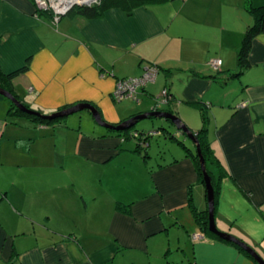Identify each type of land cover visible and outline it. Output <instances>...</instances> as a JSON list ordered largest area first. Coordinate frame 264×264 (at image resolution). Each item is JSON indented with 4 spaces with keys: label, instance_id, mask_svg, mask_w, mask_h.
Segmentation results:
<instances>
[{
    "label": "crops",
    "instance_id": "obj_1",
    "mask_svg": "<svg viewBox=\"0 0 264 264\" xmlns=\"http://www.w3.org/2000/svg\"><path fill=\"white\" fill-rule=\"evenodd\" d=\"M248 6L246 0H146L97 17L75 8L55 24L36 0H0V72L20 71L14 90L38 115L89 101L113 124L149 111V104L138 106L116 122L118 79L140 76L149 65L175 75L173 89L168 80L164 88L173 107L180 104L177 112L172 105L164 110L193 132L207 126L225 170L217 227L264 258V34L240 72L238 52L253 23ZM21 78L30 83L26 93L18 89ZM145 94L155 95L147 86L138 93ZM202 102L207 123L194 111ZM12 104L0 94V264H257L197 222L193 209L208 204L191 152L152 166L151 142L124 146L120 131L97 122L86 130L75 117L39 123L13 115ZM167 129L187 138L174 124Z\"/></svg>",
    "mask_w": 264,
    "mask_h": 264
},
{
    "label": "trees",
    "instance_id": "obj_2",
    "mask_svg": "<svg viewBox=\"0 0 264 264\" xmlns=\"http://www.w3.org/2000/svg\"><path fill=\"white\" fill-rule=\"evenodd\" d=\"M145 1L146 0H101V2L99 4H96L93 6H80V7H77L76 9H78V12L83 14L84 16L97 17V16L101 15L102 12L109 7L120 6V7H123L124 9L130 11L134 7L142 4ZM246 1L249 3L248 10L252 16L253 23L248 27V29L244 35V38H243L242 46L238 52V64L240 67V72H243L244 69H246L250 66V54H251V50H252L255 38L261 34H264V5L253 6L251 4V0H246ZM23 70H26V67ZM18 72H20V71H15V72L10 73V74H5L3 72H0V75L2 77L1 86H3L4 88H7L16 97H18L21 100V98L16 94V92L14 90V85H13V79L18 74ZM170 95H171V98L174 100V96L171 92H170ZM68 106L69 105H67L65 108H67ZM199 107H200L201 111L203 112V119L207 123V121L209 119V117L207 115V111H206L204 106H199ZM60 110H62V109H60ZM170 111H172V110H170ZM11 113L13 115L15 114V115H20V116H27V117L33 119L34 121H37V122L43 123V124H54L55 122L61 120V118L49 119V118H46V116L42 115V114L41 115H33L30 113L24 112L19 107H17L14 103L12 104V107H11ZM134 130L138 131L137 129H134ZM165 130L168 131L170 137H175L173 135V133L169 132L168 129H165ZM131 131H133V130L128 129V130L120 131V134L121 135L124 134L126 137L128 136L127 139L128 138L131 139L132 137L129 136ZM139 132H140L139 136H141V137L137 136L134 138L141 140L140 138H142L143 136H146L147 132H145V131H139ZM195 133L197 134V136L199 138V142L201 144L202 152H203L204 158L206 160L207 170H208V173L210 174V176L212 178V183H213V186L215 188V207H216L218 190H219V186H218L219 179L218 178H221L224 175L225 170L223 169V166L221 165L219 159H217L212 153V150L210 148L211 147L210 141L208 139V134H207V126H204L202 129L198 130ZM145 140L149 141L150 136L146 137ZM183 146H184L185 150L191 152V155L193 156V158L195 159V161L199 167V176L201 178V181H202V183L203 182L205 183L204 175H203V172L201 169V163H200L199 155L193 151L192 147H188L184 143H183ZM211 165H214L216 168H218V170H219L218 175H216V173L210 169L212 167ZM193 211H194V215L197 219V222L200 224V226L204 230H206L207 232L216 236L217 238H219L222 241H227V242H230L232 244H235L240 250H242L245 254H247L249 257H251L252 259L255 260V258L250 253H248L246 250H244L242 247H240L236 243L225 240V239L217 236L216 234L210 232L209 227H208V225H209L208 209H206L205 211H199L198 209L194 208ZM257 264H259V263L257 262Z\"/></svg>",
    "mask_w": 264,
    "mask_h": 264
},
{
    "label": "rangeland",
    "instance_id": "obj_3",
    "mask_svg": "<svg viewBox=\"0 0 264 264\" xmlns=\"http://www.w3.org/2000/svg\"><path fill=\"white\" fill-rule=\"evenodd\" d=\"M147 68H148V70H152L154 72V77L152 79H150V81H148L147 84L143 88H145L147 86L149 88L150 92H152L155 95L153 97L151 96V94H149V95L145 94L144 96L138 95V97H139L138 101L133 99V98H127L123 101H118L115 105L114 119L115 120L118 119L117 115L120 119H118V121H116V122H119V120L120 121L123 120L126 116H128V114H130V112H136L138 106H146V104H149L148 105L149 107H147V106L145 107L146 110H150V107L153 104L159 105L161 110L165 109V106L168 107L169 105H172V107H173V104H172L173 101H170L169 103L164 101L163 90H164V85H165L166 80L171 82V86H172V81L173 82H174V80L177 81L176 76L175 75L169 76L168 71H166L164 68L160 69L158 66L149 65ZM166 72H168V73L166 74ZM175 74H177V73H175ZM22 79L23 78H21L20 81H22ZM22 82H23V84H21V86H19L18 89H20L24 93H26L27 89L24 91L23 85L26 88H28V84H30V83L25 79ZM150 87L153 88L154 90L150 89ZM143 88H141V89H143ZM172 89H173V86H172ZM186 101H188V100H186ZM87 102H89V101H81L80 103H87ZM183 102H182V109L188 108V107H186L187 102H185V103H183ZM178 104H180V103H178ZM178 104H175V107H173L176 112H177L176 107ZM200 104H202L201 106L206 107L205 103L202 102ZM196 107H199V106L197 105ZM199 108H197V109L195 108V110H194L196 115H198V116H200V114H201L200 113L201 109H199ZM189 110H193V108L189 107ZM36 112H37V110H36ZM40 114L47 116L50 113H46L47 115L45 113H40ZM52 114H53V112H52ZM109 114L111 115V111H109ZM80 115H82V116L80 117ZM67 117H75L76 123L81 119L82 120L81 121L82 126L86 130L90 129L92 131L94 129L93 127L97 125L95 119L92 116L91 111L88 109H84V110L78 111L76 113H73L69 116H66L64 121H66L68 119ZM189 117H190V115H189ZM193 118L194 117H191V120ZM162 124H164L165 127ZM169 125H172L171 122L164 120L163 118H145V119H141L139 122H137L136 125H134L133 127L130 128L132 130L137 129L138 131L146 130L147 133L149 131L160 130L159 132L154 133L153 136L150 137V141H149V142H151V149H150V153H149L150 158H147L149 165L156 166L159 162H166L167 160H172L174 157L179 156V154L184 153L185 148L183 146V143L185 144V142H184L185 140L188 143L187 146L188 147L193 146L194 151L196 152L195 145L190 139L185 138L183 136L170 137L168 131L164 130V128H168ZM102 129H105V128H102ZM175 131L176 130H172V132H174L173 134L176 135ZM195 135H196V137H198L196 133H195ZM124 141H125L124 146H127L131 143L135 146L137 139L128 138L127 140H124ZM149 142H146V144L148 145ZM146 149H147V146H144V154L147 151ZM126 162H130V160H128Z\"/></svg>",
    "mask_w": 264,
    "mask_h": 264
},
{
    "label": "water",
    "instance_id": "obj_4",
    "mask_svg": "<svg viewBox=\"0 0 264 264\" xmlns=\"http://www.w3.org/2000/svg\"><path fill=\"white\" fill-rule=\"evenodd\" d=\"M76 4H80L82 6L90 5L88 1L82 2V3L77 2ZM0 94L10 99L11 102L14 103L17 107H19L22 111L31 113V114H38V112L28 108L11 91H9L7 88H4L1 85H0ZM84 109H88L91 111L93 118L99 125L109 128V129H114L117 131L129 129L133 127L134 125H136L137 122H139L141 119H145V118H163L164 120L170 121L171 124H174L180 133H183L184 135H186V137L194 143L196 147V152L199 155L201 169H202V172L204 175V181H205L207 204H208L207 209H208V216H209L208 227H209L210 232L220 236L221 238L225 240L236 243L237 245L242 247L244 250H246L248 253H250L259 264H264V258L252 246H250L249 244H247L246 242L242 241L241 239L237 238L236 236L232 234L225 233L224 231L219 230V228L217 227L216 219H215V208H216L215 207V188L212 183V178L207 170L206 160L202 152L199 138L196 137L195 132H193L189 127H187V125H185L182 122L181 118L178 115H176L175 113L169 110H161L155 107L147 112L134 115L131 118L119 124H113L103 119L101 112L99 111L97 106L94 105L93 103L91 102L80 103L79 102L77 104H74L73 106L63 109L62 111L55 112L49 116L47 115L46 118L55 119L59 117H66V116H69L73 113H76ZM165 129L166 128H164V130Z\"/></svg>",
    "mask_w": 264,
    "mask_h": 264
},
{
    "label": "built area",
    "instance_id": "obj_5",
    "mask_svg": "<svg viewBox=\"0 0 264 264\" xmlns=\"http://www.w3.org/2000/svg\"><path fill=\"white\" fill-rule=\"evenodd\" d=\"M39 10L50 11L56 17H60L62 14L67 13L77 2L82 3L88 0H36ZM214 66H220L222 63L221 59H214L211 61ZM154 77L152 70L146 69V71L137 77L120 79L117 82L116 89L114 91V97L121 101L127 98H133L138 100V93L150 79ZM164 100L167 102L171 99L169 90L165 88L163 90ZM246 103H243L245 105ZM134 136H138V133H133ZM195 238H201L202 234L194 235Z\"/></svg>",
    "mask_w": 264,
    "mask_h": 264
},
{
    "label": "clouds",
    "instance_id": "obj_6",
    "mask_svg": "<svg viewBox=\"0 0 264 264\" xmlns=\"http://www.w3.org/2000/svg\"><path fill=\"white\" fill-rule=\"evenodd\" d=\"M88 2L90 3V5H88V6H93V5H91V3L93 2V0H88ZM101 2V0H98V4ZM80 6H82V5H80V4H76V5H74L67 13H65V14H62V15H66V14H68V13H70L72 10H74L75 8H77V7H80ZM84 6V5H83ZM40 11H42V10H40ZM43 12H49V13H51L50 11H43ZM142 75V74H141ZM122 79H125V78H122ZM118 80H120V79H118ZM165 88H167V87H165ZM164 88V89H165ZM167 89H169V88H167ZM32 90V89H31ZM169 93H170V91H169ZM136 100V99H135ZM138 100H139V98H138ZM137 100V101H138ZM169 101H173V99L171 98ZM173 112V111H172ZM130 129V128H129ZM167 129V128H166ZM127 130V129H126ZM122 131H124V130H122ZM160 130H157V131H154V132H152L149 136H153V134L154 133H157V132H159ZM135 132H137L138 133V136H139V131H135V130H133V131H131L130 132V135L129 136H131L132 138H134V137H137V136H134L133 135V133H135ZM146 132V131H145ZM149 133V132H148ZM147 133V134H148ZM146 134V135H147ZM133 135V136H132ZM128 137V136H127ZM139 137H141V136H139ZM145 138H146V136H145ZM145 138L144 137H142V138H140L141 140L140 141H146L145 140ZM136 139V138H135Z\"/></svg>",
    "mask_w": 264,
    "mask_h": 264
},
{
    "label": "flooded vegetation",
    "instance_id": "obj_7",
    "mask_svg": "<svg viewBox=\"0 0 264 264\" xmlns=\"http://www.w3.org/2000/svg\"><path fill=\"white\" fill-rule=\"evenodd\" d=\"M96 4H98V0H93V2L91 3V5H96ZM51 14V16H52V18H53V22L55 23V24H58L59 23V21L61 20V18L63 17V16H65V15H61L60 17H56L55 18V15L54 14H52V13H50ZM67 15V14H66ZM10 74V73H9ZM20 101H22V100H20ZM170 101H167V103H169ZM71 106H73V105H71ZM68 107H70V106H68ZM67 107V108H68ZM66 109V108H65ZM162 110H164V109H162ZM170 111V110H169ZM155 131V130H154ZM154 131H149V133L146 135V137H148L152 132H154ZM144 138H145V136H143ZM151 137V136H150ZM149 142V141H148Z\"/></svg>",
    "mask_w": 264,
    "mask_h": 264
}]
</instances>
